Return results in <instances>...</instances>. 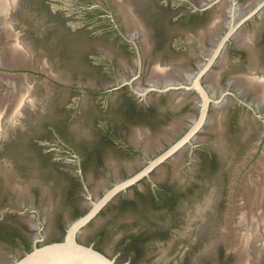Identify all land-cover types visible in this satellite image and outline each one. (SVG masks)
Here are the masks:
<instances>
[{"label":"flooded vegetation","instance_id":"flooded-vegetation-1","mask_svg":"<svg viewBox=\"0 0 264 264\" xmlns=\"http://www.w3.org/2000/svg\"><path fill=\"white\" fill-rule=\"evenodd\" d=\"M14 14L12 30L0 14V240L15 237L22 247L0 252V264L34 242L62 239L92 201L163 153L77 239L117 263L141 264L136 248L120 259L83 239L89 224L128 222L117 216L139 210L173 245L165 264H239V252L227 248L236 193L243 178L255 188L256 174L264 176V93L255 81L264 80V0H19ZM14 34L32 50L28 63L10 68L4 50ZM16 73L49 92L46 103L28 102L9 122L13 90L3 77ZM216 165L231 207L228 230L223 217H208L172 239L181 222L164 216L175 201L168 192L202 189L203 173ZM57 226L62 234L47 238ZM152 229L124 244L136 237L145 244ZM256 255L251 247L250 264H264V247Z\"/></svg>","mask_w":264,"mask_h":264},{"label":"rangeland","instance_id":"rangeland-1","mask_svg":"<svg viewBox=\"0 0 264 264\" xmlns=\"http://www.w3.org/2000/svg\"><path fill=\"white\" fill-rule=\"evenodd\" d=\"M61 12L64 15L76 17L70 12L68 14V12H65V10H62ZM23 81L25 83L27 82V84L32 85V87L37 92L34 102L43 104L47 102L46 97L49 90L46 84H43L40 79L34 80L33 77H26L23 79ZM0 97L5 100L4 102H6V97H3L2 95H0ZM13 99L14 96L12 100ZM8 110H10L9 107L6 110V113L8 112ZM232 161L233 158L231 162ZM218 168L219 167L216 165L214 167H211L208 172L205 171L203 173V180L200 178V183L203 186L202 189H198L196 191L194 190L191 192L185 191L180 194H178L176 190L168 192L167 195H170L169 198H172L171 196L174 195L173 199H175V201L173 202L174 205L170 207L168 214H165L164 216L166 217L167 222L173 221L172 218H177V222H181L180 225H177L176 228H173L172 239H174V237H178L179 235H188L189 232L196 231L200 225L204 224L208 217L213 218L221 216L223 217L222 220H224V216L227 214V209L229 206L223 204L224 189L221 186L224 185L225 178H221L222 174L220 177L215 176L216 173L220 171V169L218 170ZM216 182H218V185L215 190L214 187L215 184H217ZM219 184L221 186H219ZM213 190H215V192ZM171 200L169 202H171ZM151 208L152 206L150 208L148 207L147 210H150ZM171 208L174 211V215H171ZM117 217L121 218L122 220H128V222L121 223L116 220L111 222L106 221L100 223V225H98L97 229L95 230L92 227L93 224H89L85 228L86 233L83 239L88 243L92 242L96 247L102 249L110 255L119 253V255L122 254L127 256L128 254L133 253V251L135 252V245L131 243L124 244V239L128 238V236H132L138 232L144 231L143 229L149 231V229H152L154 226L148 224L149 221L141 216L139 210L122 211ZM150 220L152 221V219ZM217 220H220V218H217L213 221H215V223L219 222ZM183 227H185L186 229ZM61 234L62 230L58 226L53 227L48 231L47 238L50 237V239H52V237H58ZM222 239L225 238L222 237ZM169 240L170 238H168V241ZM144 243L145 244L140 246L136 244L139 253L138 257L140 256L139 262L141 264H165L168 262L167 259L169 258L166 259V254L170 249L173 248V245L166 241L164 242L161 236L157 235V232L154 230V228L152 229L150 236L147 237V241H145ZM21 245L22 243L20 239H17L15 237L9 240H0V252H7L6 249L8 247L12 248L14 251H19V249L22 247ZM254 255H256L255 252ZM253 261L254 259L252 260V262Z\"/></svg>","mask_w":264,"mask_h":264},{"label":"bare ground","instance_id":"bare-ground-1","mask_svg":"<svg viewBox=\"0 0 264 264\" xmlns=\"http://www.w3.org/2000/svg\"><path fill=\"white\" fill-rule=\"evenodd\" d=\"M18 2H19L18 0H0V14L4 16V19H6V17L8 16L7 27L10 28L11 30L13 28L12 22L10 21V19L12 18L11 10H13V8L18 4ZM10 38H11L10 42L6 45L4 50L5 64L11 66V65H23L24 63H28L30 59L29 55L32 50L31 44L25 40L23 41L16 34L10 36ZM3 78L8 82L7 84L11 85L13 90L14 99L12 100V103L9 106L10 112L8 114L9 116H7L6 119L9 122H13L24 110L26 104L30 101L31 102L34 101L37 92L32 87V85L27 84V82L25 83L23 81L22 76L5 75ZM257 80L255 81L258 83L259 86L258 91L259 93L263 94L264 80L263 83L262 81L260 80L257 81ZM4 101L5 100H3L0 97V109H3L6 106ZM2 126L3 123L0 120V131ZM243 179L244 180L242 181V184L239 187L238 192L236 193L237 196H236V206H235V214H234L235 227L233 226L236 230L235 232L236 234L233 233L235 234V239L231 241L230 244L232 246L233 245L236 246L239 250H241L242 254L244 255V258L246 257L249 258L250 252L249 250H247V247L254 248V252L256 254H259L262 247H264V176L256 174L254 178L256 184L255 188H253L250 184H248L249 182L247 179H246L247 181L245 180V178ZM254 197L256 199V203H254V199H253ZM254 216L255 217L259 216V217L257 219ZM244 229H247L248 231L244 233L242 232V234L241 233L237 234L240 230H244ZM260 230L261 232H258ZM250 242L252 245H250ZM258 246L261 247L259 248Z\"/></svg>","mask_w":264,"mask_h":264},{"label":"water","instance_id":"water-1","mask_svg":"<svg viewBox=\"0 0 264 264\" xmlns=\"http://www.w3.org/2000/svg\"><path fill=\"white\" fill-rule=\"evenodd\" d=\"M19 1V0H18ZM18 5V4H17ZM17 5L11 10L12 26H17V18L14 14V10ZM17 31V30H16ZM15 66H10L14 68ZM20 76H23L24 73H16ZM1 86V85H0ZM184 137L181 138L172 148L178 146ZM167 153H163L150 161L142 170L138 173L122 180L119 183L114 184L110 189H108L99 199L92 201L91 206L88 208V211L84 214L76 217L74 220L68 223L65 233L60 240L50 241L46 243H41L36 245L35 242L32 245L31 249L26 251L22 256L15 259L11 264H124L117 263L114 257H109L98 249L94 248L91 244H86L77 239L83 235V226L96 214V212L115 194L118 190L125 188L130 183L134 182L143 174H146L147 171L158 161H160ZM231 207L227 209V214L224 216V222L222 230L228 228L230 223V212ZM228 230V229H227ZM241 233L240 231L237 233ZM235 236L230 240L233 241ZM231 248L238 251L240 255L239 264H250L252 259L251 257V247H247L250 255L249 258H244L241 250L236 246L228 244L227 248ZM258 255L255 257L257 258Z\"/></svg>","mask_w":264,"mask_h":264},{"label":"trees","instance_id":"trees-1","mask_svg":"<svg viewBox=\"0 0 264 264\" xmlns=\"http://www.w3.org/2000/svg\"><path fill=\"white\" fill-rule=\"evenodd\" d=\"M141 240H142V239L139 240V238L136 237V238H133L131 241H132V242H135V243H133V244L135 245L138 241H141ZM134 248L138 249L137 246H134ZM125 257H126V255H122V254H121V255H119L118 258L123 259V258H125Z\"/></svg>","mask_w":264,"mask_h":264}]
</instances>
